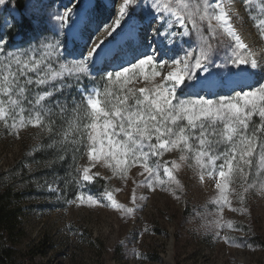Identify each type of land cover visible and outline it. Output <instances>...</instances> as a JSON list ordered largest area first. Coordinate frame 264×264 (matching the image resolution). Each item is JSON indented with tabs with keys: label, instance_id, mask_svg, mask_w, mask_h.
<instances>
[{
	"label": "snow or ice",
	"instance_id": "snow-or-ice-1",
	"mask_svg": "<svg viewBox=\"0 0 264 264\" xmlns=\"http://www.w3.org/2000/svg\"><path fill=\"white\" fill-rule=\"evenodd\" d=\"M237 2L251 6L254 0ZM87 3L91 5L93 0ZM108 4L113 8L112 18L102 29L99 26L93 29L95 8L86 11L85 0H69L62 5V10L50 12L48 23L55 28V43L49 42L50 29L40 22L35 3L19 8V19L12 16L5 21L0 28V123L17 135L19 129L32 126L55 137L57 129L52 117L63 119L66 114L71 115L73 120L79 121L74 129L69 124V128L79 134L78 139L71 141L73 145L90 141V152L111 161L110 166L122 180L127 179L129 168L139 163L143 168L141 175L147 173L148 186L153 191V182L165 183L159 179L161 169L169 183L179 185L173 175L179 167L176 161H171L169 167L168 161L159 159L174 149L190 153L199 168L207 169L209 175L216 174L218 203L222 201L230 206L225 193L237 180L240 190L233 188L232 193L241 202L250 189L264 190V82H247L248 75L258 65L256 60H249L237 51L248 46L230 23L232 5L224 0H122V3L106 0L104 7ZM9 5L17 9L14 0H0V8ZM99 6V0H95V7ZM138 7L150 8L154 13L153 24L170 29L162 33L160 28H152L153 36L163 35L172 44L186 42L193 35L200 40L198 48L186 50L182 59L173 61L176 65L183 63L185 75L170 72L167 77L170 87L157 85L135 91L125 87L144 74L146 65L151 68L157 56L163 59L157 48L132 60L115 63L117 37L136 40L143 31L141 25H130L125 32L130 13ZM260 26L264 31V21ZM18 29L28 40L12 46L9 33ZM101 30L111 39L98 42L93 39ZM223 35L231 37L236 48L231 49L230 54L225 53L223 63L217 64L213 55L223 47L220 39ZM78 42L83 43V48L70 52L68 44L75 48ZM96 64L107 65L102 76L103 92L88 91L82 85V77H91ZM226 74L237 78L227 82L230 92L221 95L214 89L221 83L219 76ZM155 75L158 73L153 71L152 76ZM201 77L207 89L203 91L205 95L196 88L191 93L197 99L176 97L177 85L189 87ZM143 78L150 79L148 75ZM117 83L119 88L111 91ZM73 87L79 93V101L69 100L65 95ZM174 99L177 102L174 103ZM253 116L259 118L258 123L253 121ZM59 134L61 139H54L48 147L64 148L69 133L61 130ZM153 157L156 159L150 165ZM180 160H185V156L181 155ZM82 178L93 180L88 168L83 169ZM200 178L203 180V175ZM106 198L114 207L128 214L133 212L132 208L118 204L110 192L106 193ZM88 199L92 201L91 196Z\"/></svg>",
	"mask_w": 264,
	"mask_h": 264
},
{
	"label": "rangeland",
	"instance_id": "rangeland-1",
	"mask_svg": "<svg viewBox=\"0 0 264 264\" xmlns=\"http://www.w3.org/2000/svg\"><path fill=\"white\" fill-rule=\"evenodd\" d=\"M30 3L36 4L40 22L50 29L47 33L49 42L55 43V28L48 23V15L62 10V5L68 4L69 0H26V5ZM99 4L95 7L94 2L92 6L95 8L93 29L98 26L102 29L112 18V5L105 8L102 0ZM138 10L141 8L130 13L125 32L134 16L139 23L147 25L136 40L117 37L114 44L120 43L117 58L121 61L118 63L132 60L153 47L161 52L163 59L157 56L151 68L146 65L144 74L125 87L134 91L152 89L157 85L170 87L167 77L171 67L176 65L173 61L182 59L186 50L198 48L200 40L193 35L186 42L172 44L163 35L155 37L152 28H160L162 33L170 29L153 24L154 13L150 8L145 9L150 13L141 15L136 14ZM12 16L19 19V10H13L11 5L0 8V28ZM232 21L253 44L237 51L249 60L261 57V67L253 69L248 77H254L253 84L264 82V31L260 26L264 21V0H254L251 6L241 5L240 15L233 17ZM13 33L12 38L9 33L12 46L28 40V36L19 34V29ZM93 39L98 42L111 37L101 30ZM220 39L224 42L223 47L213 55L217 64L223 63L225 53L230 54L231 49L236 48L231 37L223 35ZM83 46L82 42H78L75 48L68 44L69 51L73 53ZM253 54H256L255 58ZM98 65H94L91 77H82V85L88 91L103 92L105 88L102 76L107 66L98 70ZM179 67L180 76H184L183 63ZM153 71L158 75L152 76ZM144 75L150 79L145 80ZM236 78L232 74L219 76V94H228L227 82ZM200 82L204 83L203 77L199 82H191L189 87L177 85L176 97L197 99L191 92ZM117 88L118 83L110 90ZM65 95L69 100L80 99L75 87ZM173 102H177L176 99ZM52 119L57 129L55 137L32 126L19 129L17 135L0 123V173L13 169L3 179L15 191L22 193L21 218L25 234L16 245L19 264H264V190L250 189L241 202L232 193L233 188L240 190L237 180L225 193L231 201L230 206L222 201L218 203L220 193L215 186L218 182L216 174L209 175L207 169L199 168L190 153L174 149L159 159L168 161L169 167L171 161H176L179 167L173 175L179 180V185L169 183L161 169L159 179L165 183L153 182V191L148 186L147 173L141 175L143 168L139 163L129 168L127 179L122 180L110 166L111 161L90 152V141L71 143L79 138V134L72 130L79 124L78 120L67 114L63 119L60 116ZM253 121L258 123L259 118L253 116ZM61 130L69 133L64 148L48 147L54 139H61ZM181 155L185 160H180ZM153 159L156 158L149 160L150 165ZM20 160H23V167L14 170ZM84 168L89 169L92 181L83 180ZM53 188L58 191L52 192L50 189ZM108 192L118 204L132 208L133 212L128 214L114 207L106 198ZM89 196L95 203L88 199ZM42 248L44 253L40 252Z\"/></svg>",
	"mask_w": 264,
	"mask_h": 264
},
{
	"label": "trees",
	"instance_id": "trees-1",
	"mask_svg": "<svg viewBox=\"0 0 264 264\" xmlns=\"http://www.w3.org/2000/svg\"><path fill=\"white\" fill-rule=\"evenodd\" d=\"M14 3L17 4L19 10V8L26 5V0H14ZM13 34V32H10L11 38ZM22 165L23 160H20L15 165L14 170ZM12 172L13 169L9 172L6 171V173H0V264H19L16 245L25 234L21 218L23 214L22 193L15 191L13 186H9L3 179ZM43 248L40 251L41 253H44Z\"/></svg>",
	"mask_w": 264,
	"mask_h": 264
},
{
	"label": "bare ground",
	"instance_id": "bare-ground-1",
	"mask_svg": "<svg viewBox=\"0 0 264 264\" xmlns=\"http://www.w3.org/2000/svg\"><path fill=\"white\" fill-rule=\"evenodd\" d=\"M102 1H104L105 3H106V0H102ZM94 2H95V0H93V4H94ZM224 2L226 3V4H231L232 5V7H231V10H230V12H229V15H230V17H231V19H230V23L232 24V26H233V28H234V30L236 31V33L240 36V38H241V40L244 42V44H246L247 46H251V45H253L251 42L252 41H250V39H249V36L248 35H246L243 31H241V29H239L234 23H233V21H232V19H233V17H235V16H237V15H240V12H241V4L239 3V2H237V0H224ZM93 4H88L87 3V1L85 2V10L87 11V10H89V9H91V8H93L92 6H93ZM109 5H111V4H108V6ZM143 12H149V11H147V10H145V9H141V10H138L137 12H136V14H138V15H141ZM150 13V12H149ZM131 20H133L132 22H131V25H141L142 27H145L147 24L145 23V22H141V23H139V19H137V18H135V16L131 19ZM146 24V25H145ZM117 45H119V44H117ZM259 56V55H258ZM255 60H256V62L258 63L259 62V60H258V57H256L255 58ZM180 67H179V65H174L173 67H171V69L169 70V73L170 72H172V73H175V74H177V75H180ZM168 73V74H169ZM251 77H247V82L249 81V79H250Z\"/></svg>",
	"mask_w": 264,
	"mask_h": 264
}]
</instances>
